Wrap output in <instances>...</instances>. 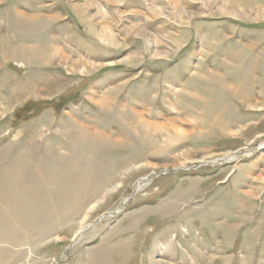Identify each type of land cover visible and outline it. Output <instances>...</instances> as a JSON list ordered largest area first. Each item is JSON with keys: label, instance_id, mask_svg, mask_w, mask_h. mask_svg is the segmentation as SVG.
Here are the masks:
<instances>
[{"label": "rangeland", "instance_id": "374dc122", "mask_svg": "<svg viewBox=\"0 0 264 264\" xmlns=\"http://www.w3.org/2000/svg\"><path fill=\"white\" fill-rule=\"evenodd\" d=\"M0 264H264V0H0Z\"/></svg>", "mask_w": 264, "mask_h": 264}, {"label": "bare ground", "instance_id": "6f19581e", "mask_svg": "<svg viewBox=\"0 0 264 264\" xmlns=\"http://www.w3.org/2000/svg\"><path fill=\"white\" fill-rule=\"evenodd\" d=\"M63 56H65V55H63Z\"/></svg>", "mask_w": 264, "mask_h": 264}]
</instances>
